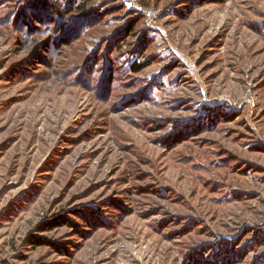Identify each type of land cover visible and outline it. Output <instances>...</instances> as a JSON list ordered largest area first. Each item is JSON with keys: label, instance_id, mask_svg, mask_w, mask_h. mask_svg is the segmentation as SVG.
<instances>
[{"label": "rangeland", "instance_id": "obj_1", "mask_svg": "<svg viewBox=\"0 0 264 264\" xmlns=\"http://www.w3.org/2000/svg\"><path fill=\"white\" fill-rule=\"evenodd\" d=\"M73 4L0 0V264H264V0Z\"/></svg>", "mask_w": 264, "mask_h": 264}, {"label": "trees", "instance_id": "obj_2", "mask_svg": "<svg viewBox=\"0 0 264 264\" xmlns=\"http://www.w3.org/2000/svg\"><path fill=\"white\" fill-rule=\"evenodd\" d=\"M92 0H85L84 3H80V2H73L71 0H67V2H69V4H73L72 6H74V9L73 11L71 12V10H69L70 13H74V14H78V15H82V18L84 17H89L90 15L89 14V8H88V4L91 2ZM206 2V0H197V4H201V3H204ZM50 9V8H49ZM150 65L148 63H145V64H137L135 62L132 63V65L129 67L130 71L134 74H139L141 73L143 70H145L146 68H148ZM205 128V127H204Z\"/></svg>", "mask_w": 264, "mask_h": 264}]
</instances>
